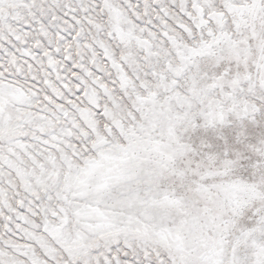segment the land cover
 Listing matches in <instances>:
<instances>
[{"label": "snow or ice", "instance_id": "1", "mask_svg": "<svg viewBox=\"0 0 264 264\" xmlns=\"http://www.w3.org/2000/svg\"><path fill=\"white\" fill-rule=\"evenodd\" d=\"M0 264H264V0H0Z\"/></svg>", "mask_w": 264, "mask_h": 264}]
</instances>
